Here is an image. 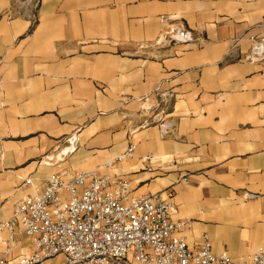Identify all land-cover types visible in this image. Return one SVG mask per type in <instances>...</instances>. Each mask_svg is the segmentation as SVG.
I'll use <instances>...</instances> for the list:
<instances>
[{
  "label": "crops",
  "instance_id": "0c3cea01",
  "mask_svg": "<svg viewBox=\"0 0 264 264\" xmlns=\"http://www.w3.org/2000/svg\"><path fill=\"white\" fill-rule=\"evenodd\" d=\"M16 7L0 0V224L51 174L99 168L137 195L169 193L173 219L192 221L182 233L194 250L204 233L232 260L264 247V61L243 58L250 35H264V0H41L36 22L10 16ZM170 15L203 42L146 58L139 44ZM156 90L175 94L171 131L130 133L147 120L143 106L160 102ZM78 129L65 162H41ZM131 143L132 157L105 165ZM19 237L7 264L33 249ZM8 238L0 231V256Z\"/></svg>",
  "mask_w": 264,
  "mask_h": 264
},
{
  "label": "built area",
  "instance_id": "2783aa9c",
  "mask_svg": "<svg viewBox=\"0 0 264 264\" xmlns=\"http://www.w3.org/2000/svg\"><path fill=\"white\" fill-rule=\"evenodd\" d=\"M40 3L41 0H14L17 7L9 12L10 16L36 22ZM176 20L174 15L163 16L165 26L159 37L149 44H139L141 54L162 58L171 55L162 52L168 48L203 42L199 33ZM249 39L251 48L244 60L264 61V35H250ZM228 54L240 57L237 52ZM156 91L160 102L143 106L147 120L130 128V133L151 124H159L163 133L171 131L166 114L175 94L171 90ZM79 142L78 129L60 140L41 162L62 164L77 150ZM135 149L134 143L129 144L122 155L105 165L112 167L122 158L132 157ZM25 183L32 184V179ZM177 213V204L169 193L137 195L128 179L102 174L99 168L56 172L46 179L41 192L17 202L11 216L0 224V231H9L0 264L8 263V256L20 242L19 235H27L33 249L21 256L18 264H46L58 257L61 264H264V247L232 260L228 252H214L206 233L199 248L192 249L182 233L192 221L174 220Z\"/></svg>",
  "mask_w": 264,
  "mask_h": 264
}]
</instances>
